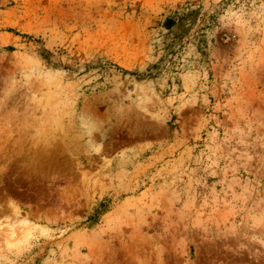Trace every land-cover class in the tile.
<instances>
[{
	"label": "rangeland",
	"instance_id": "1",
	"mask_svg": "<svg viewBox=\"0 0 264 264\" xmlns=\"http://www.w3.org/2000/svg\"><path fill=\"white\" fill-rule=\"evenodd\" d=\"M0 264H264V0H0Z\"/></svg>",
	"mask_w": 264,
	"mask_h": 264
}]
</instances>
